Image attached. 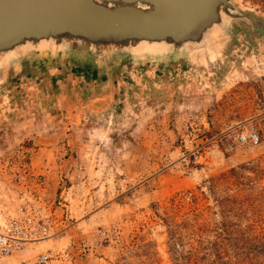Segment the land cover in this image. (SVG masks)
I'll return each instance as SVG.
<instances>
[{
  "label": "rangeland",
  "instance_id": "rangeland-1",
  "mask_svg": "<svg viewBox=\"0 0 264 264\" xmlns=\"http://www.w3.org/2000/svg\"><path fill=\"white\" fill-rule=\"evenodd\" d=\"M233 5L250 24L209 62L43 54L0 73V229L43 228L2 264H207L206 242L238 243L220 223L264 240V0Z\"/></svg>",
  "mask_w": 264,
  "mask_h": 264
},
{
  "label": "water",
  "instance_id": "water-1",
  "mask_svg": "<svg viewBox=\"0 0 264 264\" xmlns=\"http://www.w3.org/2000/svg\"><path fill=\"white\" fill-rule=\"evenodd\" d=\"M233 1L0 0V73L29 55L106 61L200 53L231 22L250 24Z\"/></svg>",
  "mask_w": 264,
  "mask_h": 264
},
{
  "label": "built area",
  "instance_id": "built-area-1",
  "mask_svg": "<svg viewBox=\"0 0 264 264\" xmlns=\"http://www.w3.org/2000/svg\"><path fill=\"white\" fill-rule=\"evenodd\" d=\"M240 144L255 145L258 143V136L255 133H240L237 136ZM43 241V228L34 223L32 217L12 219L0 229V264L11 257L13 253L24 251L25 247ZM48 257L38 254L31 260H23L10 264H47Z\"/></svg>",
  "mask_w": 264,
  "mask_h": 264
},
{
  "label": "trees",
  "instance_id": "trees-1",
  "mask_svg": "<svg viewBox=\"0 0 264 264\" xmlns=\"http://www.w3.org/2000/svg\"><path fill=\"white\" fill-rule=\"evenodd\" d=\"M70 73L74 74L77 73V71H70ZM49 84L53 94L61 93V90L57 87L54 78L49 80ZM78 92L80 93V91ZM82 94L81 97L83 96ZM219 226L220 233L215 232L214 236L219 238L221 234L227 236L228 233L236 232L238 238L234 240H236L238 243L231 244V255L224 253L223 256L221 255V258L224 259L222 260L217 252L219 248L218 243L209 241L206 242L209 245V254H206L207 264H242L243 261H245L247 264H249L247 261H251L252 264H264V240L248 234L244 235V233H241L242 231L239 228H231L226 223H220ZM239 242H241V245H238ZM192 251L193 253L196 252L195 249Z\"/></svg>",
  "mask_w": 264,
  "mask_h": 264
},
{
  "label": "bare ground",
  "instance_id": "bare-ground-1",
  "mask_svg": "<svg viewBox=\"0 0 264 264\" xmlns=\"http://www.w3.org/2000/svg\"><path fill=\"white\" fill-rule=\"evenodd\" d=\"M220 49V38L217 39L214 43H212L207 50L202 51L200 53H189L186 54V56L191 59L193 62L197 61V62H203V61H211L215 56L218 55ZM146 53H150V52H146ZM145 53H142L139 55L138 58H141L142 55H144ZM230 77V76H229ZM228 78V77H227ZM40 242V241H39Z\"/></svg>",
  "mask_w": 264,
  "mask_h": 264
},
{
  "label": "crops",
  "instance_id": "crops-1",
  "mask_svg": "<svg viewBox=\"0 0 264 264\" xmlns=\"http://www.w3.org/2000/svg\"><path fill=\"white\" fill-rule=\"evenodd\" d=\"M48 71V70H47ZM63 70L59 69V67H50V73H51V76H50V79L51 78H54L55 79V83L57 85V87L61 90L62 88L60 87L61 84L64 82L63 79H60V77H57L58 76V73L62 72ZM56 72V73H55ZM77 74V75H75ZM66 78H78V80L82 81L83 80V76L79 73H69V74H66L65 75ZM91 79V82L95 83V82H98L100 81L101 79H99L96 75H91L90 77ZM62 91V90H61ZM62 93V92H61Z\"/></svg>",
  "mask_w": 264,
  "mask_h": 264
}]
</instances>
